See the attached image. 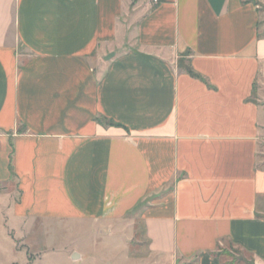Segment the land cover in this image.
Segmentation results:
<instances>
[{"label": "crops", "instance_id": "1", "mask_svg": "<svg viewBox=\"0 0 264 264\" xmlns=\"http://www.w3.org/2000/svg\"><path fill=\"white\" fill-rule=\"evenodd\" d=\"M263 144L264 0H0V264L132 213L149 264H264Z\"/></svg>", "mask_w": 264, "mask_h": 264}, {"label": "rangeland", "instance_id": "2", "mask_svg": "<svg viewBox=\"0 0 264 264\" xmlns=\"http://www.w3.org/2000/svg\"><path fill=\"white\" fill-rule=\"evenodd\" d=\"M261 150L264 157V144ZM260 166L264 167L263 159L260 161ZM96 227V224L88 221L72 230H58L59 249H62L60 244H65L68 240V244L88 256L84 261L75 263L67 258L68 253L65 250H56L45 253L43 261L38 264H131V262L149 264L152 262L148 258L145 229L138 213L129 214L123 223L113 227ZM40 235V231L37 230V244L31 246V256L36 255V252L38 256L40 252L47 251L45 250L47 246ZM216 254L224 264H257L253 255L229 240L222 242ZM18 259L22 264V257L19 256Z\"/></svg>", "mask_w": 264, "mask_h": 264}, {"label": "built area", "instance_id": "3", "mask_svg": "<svg viewBox=\"0 0 264 264\" xmlns=\"http://www.w3.org/2000/svg\"><path fill=\"white\" fill-rule=\"evenodd\" d=\"M155 1H157V0H155Z\"/></svg>", "mask_w": 264, "mask_h": 264}]
</instances>
